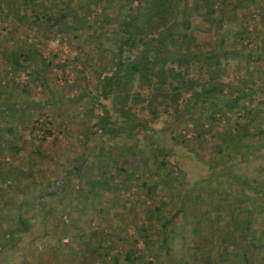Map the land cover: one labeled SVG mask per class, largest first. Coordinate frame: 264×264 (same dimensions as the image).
I'll return each mask as SVG.
<instances>
[{"label": "trees", "instance_id": "trees-1", "mask_svg": "<svg viewBox=\"0 0 264 264\" xmlns=\"http://www.w3.org/2000/svg\"><path fill=\"white\" fill-rule=\"evenodd\" d=\"M10 1L3 0L0 3V12L6 14ZM26 1L31 0H20L19 2L24 4ZM59 1L62 4L60 9L47 18L50 26H61L67 14L75 21L77 19L75 13L77 10L82 12L80 10L82 6L92 5L101 8V19H93L92 24L87 26L92 28V34L95 35L91 50L94 54L99 53L100 56H102L101 52H104L103 63L96 64V66L99 65V72L92 85L95 94L91 98L93 102L95 101L93 98L97 95L109 99L110 109L114 111V116L105 104H98L100 110L95 115L92 113L94 104L85 108L90 127H95L96 134L105 137L101 141L103 145L92 146L95 150L93 158L97 156L99 160L95 162L97 164L95 181H91L92 176L87 175V170L82 167L89 161L85 142L88 135L86 130L79 131V137L83 139H81L82 147L78 151L76 162L64 170L60 179H53L32 199L29 198L31 202L16 205L15 212L10 214L16 218L13 226L0 227V264H5L6 257L10 254L14 256L11 264H159L161 258L157 254L152 260H148L144 252L153 249L156 251L155 249L159 246L165 251L168 250L166 231L170 229L172 221L177 225L182 224L181 229L184 224L190 227L183 245L181 256L183 258H178V264L199 262V254L204 251L201 249L202 246L195 247L196 254L192 259L193 256L188 255L189 243H195L196 238L198 240H203L207 236H210V239L215 238L214 233L219 232L222 233L224 239L217 235L215 243L219 247L217 252L223 259L222 264H232V261L226 258L234 256L241 261L240 264H264V230L249 231L253 228L251 216L255 213H264L262 209L258 210L260 207L256 205L255 200V195L261 188L253 178L245 181L240 178L239 174L223 168L224 163H229L232 159V154L227 153V145L220 144L219 132L217 135V132L211 129L219 118L211 116V121H207L209 124H203L199 116L201 112H205L206 108L216 106L229 110L243 98L251 100L246 95L249 90L254 89L239 84L238 80L235 84H231L227 92H223L220 76L228 73L229 58L239 57L237 56L239 52L235 48L225 47L224 39L222 37L214 39L212 34L207 36L208 39L205 38L206 44L203 38H198V32L195 29L198 23L202 24L205 20L214 26V30L221 29L224 22L226 23L222 20H226L231 15L233 18L229 19V23H235L237 8L240 6L238 0L231 2V7L224 12L219 9L225 4L224 0H193L192 5H188L187 0H120L116 7L120 12L115 11L113 15H109L106 4L104 7L100 5L101 0H86L84 3L77 2L76 4L66 0ZM250 33L242 29L239 35L244 38ZM102 39L106 41L107 48L104 50H101L100 46ZM249 39L252 38L249 37ZM192 42L194 43L191 45ZM190 45L193 48L188 51ZM39 59L41 61L40 72L43 73L51 63L44 62L41 57ZM248 59L252 60V57L248 56ZM7 60L12 68L22 66L19 56L14 51L8 52ZM189 66L196 68L192 77L188 74ZM27 67L31 68L30 64ZM31 70L36 75L39 74L37 70L32 68ZM9 85L2 84L1 87L5 88ZM185 92H189L186 98L183 97ZM85 93L77 92L74 101L83 98ZM229 93L232 95L230 96ZM198 101L200 106L197 105ZM250 103L251 106L246 109L248 115L240 128H244L246 121L254 118L253 107H260L264 104V100H260L259 103L254 101ZM26 105H30V102L2 98L0 100V127L5 126V131L10 133L12 130L9 121L12 122V119L17 118L18 122L21 118L19 115L15 116V108L24 109ZM160 118H162L161 125L156 129L152 124ZM190 120L191 125L196 127V130L192 131L195 143L193 151L196 154L198 153L196 146L205 141L204 135L208 132L210 138L216 141L217 153L220 155L223 149L226 151L222 157L214 159L213 162L204 160L199 153L195 155L203 165L208 166V172L194 181L187 180L186 173L178 166L173 152V147L181 146V141L185 140L186 134L192 130L191 126L188 127ZM33 130V126L29 128L31 132ZM158 131L170 139L169 145L157 141ZM259 131L263 132L264 129ZM46 133H48L47 130H42V136ZM118 137H123L124 143H113L112 147H109V141L114 142V138ZM39 140H43V137ZM127 143L132 146H128ZM140 143L143 145L138 146ZM135 154L142 156L136 158ZM102 162L106 164V168L101 166ZM139 164L142 166L140 171L136 169ZM214 167H217V170L214 171ZM144 170L148 171L149 177L160 179L163 185H174L173 195L178 197V203L175 204L173 211L163 217L159 228L160 240L153 248L149 245L152 244L149 232L134 223L135 234L131 236L125 234L127 239L124 240L126 242L123 244L124 248L116 250L110 246L113 240H109L111 243L99 240V236L105 233L104 229L99 228L96 231L85 229L86 224L90 222L91 213L86 223L83 221L84 223L81 224L83 226L80 231L74 234V238H70L72 230L69 225H61L59 220H56L57 216L54 217V214H57V209L52 204L54 201L50 203L44 201L46 197L51 198L57 195L59 190L66 187L65 185L70 186L69 179L75 181L77 189H80V184L85 183L86 179L89 180L90 184L86 185L85 189L81 188L80 194L83 196L86 193L90 198L100 189L98 185L108 184L110 196L115 201L116 198L113 196L118 194L115 189L128 191L130 182L141 179ZM114 177L118 179L113 181ZM0 181L3 182L2 175ZM135 186H142V193L147 197L151 195L150 187H145L143 180L137 181ZM263 193L262 191L261 194ZM206 195L221 198L216 200V208L201 204L202 198ZM61 202L63 203V200ZM212 202L211 200L210 203ZM22 204L30 209L46 208V204H49L47 211L52 215L51 220H42L43 215L39 217V225L43 224L41 231L34 235L35 240L30 241L29 246L20 245L25 233L31 231L33 227L28 216L20 208ZM166 204V201H162L160 206L164 207ZM194 204L196 214L192 212ZM154 208L160 209L157 203ZM207 210L214 213L206 219L202 218L204 223L200 224L201 218L199 221L196 215L204 217V212ZM219 211H223L220 231L217 223L221 220ZM116 212L115 207L112 213ZM6 213H8L7 209ZM63 213L64 206H61L58 216H63ZM4 216L7 218V214ZM85 216L87 215L82 212L81 217ZM2 224L3 222L0 221V225ZM45 224L53 226L54 230L50 227L46 229ZM219 239L222 244L218 243ZM37 242H39L38 245ZM139 242L144 245L141 250L137 249ZM40 244L43 250H40ZM43 251L48 252L49 256L41 261L36 256L37 252L42 253ZM209 252L208 250L207 254Z\"/></svg>", "mask_w": 264, "mask_h": 264}, {"label": "rangeland", "instance_id": "rangeland-1", "mask_svg": "<svg viewBox=\"0 0 264 264\" xmlns=\"http://www.w3.org/2000/svg\"><path fill=\"white\" fill-rule=\"evenodd\" d=\"M2 1L0 0V3ZM19 1L11 0V3H9L11 6L7 5L6 14L0 12V100L2 98H11L14 101L26 100L30 102V105H26L24 109L15 108V116L19 115L21 118L18 122L17 118L12 119V122L9 121L12 130L10 133L5 131V126L0 127V176L2 175L3 178V182L0 181V221L3 222L0 227L2 228L7 225H14L16 218H13L10 214L15 212L16 205L31 202L29 198L32 199L37 192L45 188L53 179H60L64 170L70 168L76 162L78 151L82 147L81 139H83L79 137V131L86 130L88 135L85 142L87 143L86 151H88L89 161L82 167L87 170V175L92 176L91 181H95L97 177V170H95L97 164L95 162L99 160L97 156L93 158L95 150L92 146H101V141L105 137L97 135L95 127H90L85 108L94 104L92 113L95 115L100 110L98 104H105L114 116V111L110 109L109 99L97 95L96 98H93L95 99L93 102L91 98L95 94L92 85L96 74L99 72L98 66L104 61V52L102 51V56H100L99 53L94 54L91 50L92 43L95 42V35L92 34V28L87 26L92 24L93 19H101V8L92 5L82 6L80 8L82 12L77 10V13H75L77 18L75 21L67 14L61 26H50L47 18L60 9L62 6L61 1L31 0L26 1L24 4ZM66 1L73 4L86 2V0ZM119 1L101 0L100 5L104 7V4H106L109 15H113L118 9L116 7ZM233 1L235 0H224L223 3L225 4L219 9L222 12L228 10ZM238 2L240 6L237 8L238 13L235 23H229L233 18L230 14L231 17L222 20L226 23L224 22L221 29L214 30V26L207 20L202 24L198 23L195 29L198 32V38H203L205 43V38L208 39L207 36L212 34L211 36L214 39L222 37L225 47L235 48L239 52V55H237L239 57L229 58L228 73L220 76L223 92H227L232 86L231 84H235L238 80L239 84L254 89L249 90L246 95L251 100L248 101L247 98H243L241 102L239 101L229 110L216 106L206 108L204 109L205 112H201L199 116L203 120V124H209L207 121H211V116L216 117V119L219 118L215 119L216 123L212 127L209 126L217 132V135L219 132L220 144L222 146L227 145V153L231 152L232 154V159L229 163L225 162L223 168L239 174L242 180L247 181L253 178L257 181L261 189L255 195L256 205L260 207L258 210L262 209L264 211V193L261 194L262 191L264 192V131H259L264 129V104H261L260 107H253L254 118L246 121L244 128H240L243 120L248 115L246 109L251 106L250 102L259 103L260 100H264V0H238ZM187 4L192 5L194 2L193 0H187ZM117 12L119 13L120 10ZM242 29L250 31L249 36L246 35L242 38L239 35ZM249 37L252 39H249ZM105 44V39H102L100 43L101 50L107 48ZM192 48L191 46L187 50L190 51ZM9 51H14L19 56V60L22 62L21 67L12 68L10 66L7 60ZM248 56H251L252 60L248 59ZM40 57L44 59V62L51 63L43 73L40 72ZM28 64L32 69L37 70L36 72L39 74L36 75L32 72L31 68L27 67ZM96 64L99 65L96 66ZM189 67L188 74L189 77H192L196 68L194 66ZM2 84L9 86L4 88L1 87ZM77 92L86 93L83 98L74 101ZM87 93L91 95L88 96ZM229 94L232 95V93ZM188 95L189 92L183 93L184 98ZM223 95H226V93H223ZM197 105L200 106L199 101ZM161 119L153 123L152 126L156 129L159 128ZM48 121L49 123H47ZM191 124L190 120L188 127L191 126L192 130L186 134V139L181 141L180 144L182 145L173 147L178 166L182 171H185L188 181H194L201 175L205 176L208 172V166L203 165L197 159L198 153L208 162H213L214 159H218L226 153L224 149L220 155L217 153L216 141L210 138L208 132L204 135L205 141L196 146V152H198L196 154L193 151L195 143L192 138V131L196 130V127ZM32 126L34 127L33 132L29 131ZM42 130H47L48 133L42 136ZM41 137H43V140H39ZM156 139L158 142L162 141L161 143L164 142L169 145L170 139L164 137L162 132L158 131ZM124 141L123 137L114 138V142L109 141V147H112L113 143L121 144ZM127 145L132 146L128 143ZM141 145L143 144L140 143L138 146ZM234 145L235 148H233ZM133 150L135 151V149ZM136 152L138 151L136 150ZM135 155L136 158L142 156ZM140 165L136 167L139 171L142 170ZM101 166L106 168L104 162L101 163ZM213 170H217V167H214ZM142 175L143 177L137 179V181L143 180L145 187H150L151 195L149 197L142 193L143 187H136L137 181L132 180L128 191H117L118 189H115V192H118L113 196V198H116L115 201L110 196L109 185L103 183L98 185L100 189L90 198L86 193L83 196L80 194L81 188L85 189L86 185L90 184L89 180L86 179L85 183L80 184V189H77L75 181L69 179L70 186L65 185L66 187L59 190L57 195L51 198L46 197L44 201L46 203L54 201L52 204L57 209V214L55 213L54 217L57 216L56 220H59L61 225H69L72 230L70 231L72 233L70 238H74V234L80 231L83 226L81 224L86 223L89 213H91L92 215L89 216L90 222L86 224L85 229L87 231L104 229L105 233H100L99 240L108 241L107 243H111L109 240H113L110 246L116 250L124 248L126 235L135 234V225L144 227L149 232L152 238V244L149 245L153 248L160 240L159 228L163 217L173 211L175 204L178 203V197L173 195L174 185H163L160 179L149 177L147 170H144ZM116 179L118 178L114 177L113 181H116ZM220 199V197L217 199L213 195H206L202 198L201 204L216 208L217 201ZM61 200H63V203ZM211 200L212 203H210ZM162 201L167 202L166 206H160ZM82 203L84 204L82 205ZM156 203L160 208L159 210L154 208ZM48 205L46 204V208L42 207V209H30L24 204L21 205L20 208L28 216V220L33 224V227L31 231L25 233L20 245L29 246L31 245L30 241L35 240L34 235L41 231V225H43H39L40 216H44L42 220L52 219L50 217L52 215L47 211ZM61 206H64V213L63 216H58ZM115 207L117 212L112 213ZM195 207L194 204L192 206L194 214H196ZM5 208L8 213H6ZM82 212L87 216L81 217ZM213 213V211L207 210L204 212V217L196 216L199 221L201 218L199 223L203 224L202 218L206 219L208 216H212ZM219 213L221 214V220L217 223L220 231L223 223V211H219ZM5 214H7V218H5ZM251 219L253 228H250L249 231L264 230V213H255L251 216ZM210 220L212 221V219ZM181 226L182 224L177 225L176 222L172 221L170 229L166 231L168 250L165 251L159 246L155 249L156 251L153 249L144 252L146 258L152 260L154 255L157 254L161 258L159 264H178V258H183L181 257L183 245L189 234L188 229H190L186 224L183 225L182 229ZM44 227L46 229L50 227L54 230L53 226L47 224ZM214 235L215 238L212 239H210V236L204 237L203 240L199 239L201 243L197 238L195 243H189L188 255L193 256L192 259L196 254L195 247L202 246L201 249L204 250L203 253L198 252V254L200 253V260L199 262L193 261V264L223 263L222 257L217 252L219 247L215 243V239L217 235H220L221 239H224V237H222L221 232L214 233ZM218 243L222 244L220 239ZM38 244L39 242H37ZM194 244L196 245L193 247ZM143 246L139 242L137 249L141 250ZM39 247L40 250H43L41 244ZM40 250L38 249V251ZM208 250L210 251L209 254H207ZM136 252L138 253V251ZM48 256V252L43 251L42 253L37 252L36 257L43 261ZM226 260H231L232 264H240L241 262L235 256L232 258L227 257ZM12 261H14V256L10 254L6 257L5 264H11Z\"/></svg>", "mask_w": 264, "mask_h": 264}]
</instances>
